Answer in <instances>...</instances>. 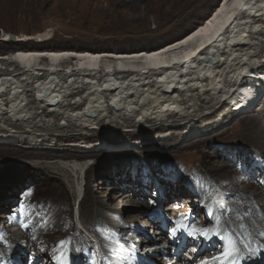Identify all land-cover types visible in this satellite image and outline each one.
<instances>
[{
  "label": "bare ground",
  "instance_id": "bare-ground-1",
  "mask_svg": "<svg viewBox=\"0 0 264 264\" xmlns=\"http://www.w3.org/2000/svg\"><path fill=\"white\" fill-rule=\"evenodd\" d=\"M20 48L0 56V68L8 65L4 70L0 69V144H4L0 147V159H41V165L37 168L42 173H50V168L56 170L49 175L54 181L52 189L59 190L60 194L65 191L62 176L71 175L59 161L82 162L85 161V155L79 153L83 151L86 156L89 153L97 156L131 146L127 141L118 144L110 142L107 137L111 133L104 134L95 130L99 125L108 124L121 129L126 127V131L132 132L123 135L137 139H145L147 133L160 130L158 138L163 140L172 136L173 133L169 135V131L180 126L183 120L187 124L183 130L185 142L188 136L192 138L222 123L229 116H236L249 108L251 110L264 96V0H222L214 12L190 33L158 48L147 46L131 52H109L94 48ZM228 104L232 107V114L226 113L221 121V118L215 119L216 114ZM54 119L61 121L56 124ZM210 119L213 120L210 122ZM206 121L209 122L204 125ZM200 122L201 125H198ZM62 123L67 124L66 129H59ZM263 123L264 109H261L251 115L244 126L247 140L252 139L257 143L262 158ZM53 127L62 133L55 136L51 132ZM74 128H80L82 132L74 133ZM136 128L143 130L138 132ZM94 136L100 139L89 142ZM67 141L79 144L70 145ZM252 147L249 150H253ZM206 154L208 156V152ZM262 158L250 168L251 174L236 173L227 163L212 161L209 157L206 159L211 163L207 167L210 179L222 186L229 184L228 191L232 200L229 204L228 196L219 195L217 191L207 195L204 199H213L209 207L214 210V214L200 222V229L206 228L210 232L212 218L222 212L227 204L229 213L221 214L217 224L223 226V236L233 233V228H228L225 221L235 216L234 210L251 209L254 218L258 223L261 222L259 217L264 214V189L255 185L256 176H260L261 172L255 174L254 170L261 165ZM87 172L88 182L80 204V221L97 238L105 264H149L143 260L128 261L124 253L130 251L118 246L120 242L139 249L157 247L153 253L159 256V263H164L176 245L166 238L165 225L158 219L151 223L143 221L142 213L127 215V221L141 222V225L144 222L149 228L147 234L150 229H153V234L162 230L160 238H151L141 236L145 234L144 231H138L136 227L117 220L119 213L116 205L128 199L129 194L119 187L109 193L104 192V186L93 187L91 171ZM209 182L208 179H201V185L206 190L210 187ZM128 202L139 205L138 208L144 214L146 203L132 199ZM180 205L175 204L171 209ZM56 211L54 206L45 212L37 208L27 220H17L21 225L20 232L9 230L4 233L0 230V234L5 236L0 239V264H10L9 261L13 259L16 261L13 264L25 263L24 255L20 261L12 251L20 243L26 244V250L34 253L39 250L58 252L54 261L56 263L59 260L78 261L81 255L93 256L92 246L82 233L76 236L72 232L63 234L56 230L62 216L66 217L69 213L68 208L60 213ZM52 213L56 215L54 220L40 227L42 221ZM181 215L176 216V223L172 224L174 228L171 226L177 232L182 227L191 232L198 226L195 224L198 220L196 216L191 217L190 223H183ZM144 220H147L146 217ZM196 235L204 238L200 233ZM231 238L236 241V247L242 249L235 262L244 259L246 264H264V248L260 247L264 245V237L253 231L248 237L232 235ZM179 239L181 245L178 251L192 244L186 237ZM107 240H111L112 244ZM136 242L140 243L136 245ZM198 242H201L200 239ZM245 244L248 248L244 247ZM223 245L226 243H222L219 250L223 251ZM110 247L123 258L115 257ZM200 252L211 253L202 245ZM230 262L233 261L229 259L223 264ZM89 264H96V260L91 258ZM150 264L154 262L151 260ZM211 264H222V261L216 260Z\"/></svg>",
  "mask_w": 264,
  "mask_h": 264
},
{
  "label": "rangeland",
  "instance_id": "rangeland-1",
  "mask_svg": "<svg viewBox=\"0 0 264 264\" xmlns=\"http://www.w3.org/2000/svg\"><path fill=\"white\" fill-rule=\"evenodd\" d=\"M217 4V0H0V56L22 49L20 47L30 48L23 50H47L51 47L77 50L94 48L109 52H131L147 46L158 48L190 33L208 17ZM6 66L8 67V65L2 66V70ZM260 99L251 110L249 108V110L237 113L236 116H229L222 123L219 122L192 138L187 135L188 139L186 138L185 142H183L185 138L183 130L187 124L183 120L180 126L169 131V135L173 133V137L169 136L163 140L158 138L160 130L147 133L145 139H137L123 135L132 132L126 131L128 130L126 127L122 129L118 126L110 127L105 122L106 126L99 125L95 130L104 134L111 133L112 135L107 137L110 142L118 144L127 141L131 146L128 144L127 148L108 151L97 156L92 153L86 156L83 151L79 153L85 155V161L82 162L59 161V164L66 167L71 175L70 177L62 176L65 191L61 194L59 190L52 189L54 181L50 175L56 170L50 168V173L48 171L42 173L43 171L37 168L41 165V159L29 157L0 159L1 231L4 233L9 230L20 232L21 225L17 220H27V217L32 216L37 208L45 212L50 206H54L58 213L68 208L69 216H62L56 230L62 231L63 234L72 232L76 236L82 233L93 250V256L92 254L88 257L81 255L78 261L61 262L59 260L56 263L54 261L58 257V252L47 253L39 250L34 253L26 250V244L20 243L13 248L14 255H18L20 261L24 255V264H89L91 258L96 260V264H105V259L100 254L97 238L87 231L80 221V204L87 187V171L90 170L93 187L104 186L103 190L107 193L119 187L129 194L128 199L116 205L117 213H119L117 220L136 227L138 231H144L145 234L141 236L147 235L151 238H160L162 230H157V233L153 234V229H150V233L147 234L149 228L144 222L141 225V222L129 219L127 221V215L142 213L143 221L151 223L158 219L162 225H165L166 238L176 245L172 249V254L168 255L162 264H183L184 262L201 264L204 260L200 258L204 252L199 251L198 253L199 246L204 245L206 249L215 250L222 243L227 244V239L220 241L224 228L217 224L221 214L229 213L228 204L223 207L222 212H218V215L212 218V229L204 235V238H199L202 244L201 242L195 243L196 236L194 238L193 235H189L190 232L187 229L184 230L183 227L178 232L173 231L172 224L176 223V216L182 214L183 223H190L191 217L196 216L198 220L195 224L199 227L200 222L206 216L211 217L214 214L213 209L210 213L209 210L201 207L203 197L206 194H213L217 191V187H219L217 192L222 191V195L228 196L227 202L230 204L232 196L228 191L229 184L222 186L210 179L207 167H210L211 163L206 159L209 157L212 161L227 163L236 173L251 174L250 168H253L254 163L262 157L257 143L251 138L247 140L248 136L244 126L251 115L264 109V96ZM226 113L232 114L230 104L222 108L216 114L215 119L223 120ZM212 120L210 119V122ZM54 121L59 124L61 120L54 119ZM208 122H204V125ZM66 128L67 124H60L59 129ZM147 128L150 127L147 126ZM136 130L141 132L143 128H136ZM72 131L82 132L80 128H74ZM51 132L55 136L62 133L55 127ZM113 133L117 135L113 136ZM98 139H100L99 136H94L89 142H97ZM66 143L79 144L75 141ZM3 146L4 144H0V147ZM251 147L253 150H249ZM206 152L208 156L207 154L205 156ZM262 160L264 162V158ZM263 162L259 164L257 170H254L255 174L261 172L260 176H256L258 179L255 185L258 187L261 186L259 181L264 180ZM203 178L210 180L208 190L201 185ZM129 199L146 203V207L143 204L144 214L138 208L139 205L135 206L132 202H128ZM152 199H155V204L149 203ZM212 201L213 199L209 198L208 202ZM178 203L181 204L180 207L171 209ZM252 212L254 213L253 210ZM55 216V213L48 215L40 227L48 225ZM144 217L147 220H144ZM150 217L153 219L151 220ZM217 232L220 236H217ZM209 233L211 236L216 235L212 243L208 240L210 239L208 238ZM0 237L5 238L1 234ZM180 237H186L188 241H192V244L178 251L177 248L181 245ZM107 241L112 244L111 240ZM139 243L136 242V245ZM166 243L163 244L166 245ZM117 244L130 251L124 253L128 256V261L143 260L150 264L152 260L154 264H161L159 260L157 261L159 256L153 253L157 247L139 249L122 242ZM145 246L149 245L145 244ZM110 250L114 251L115 257H121L114 248L110 247ZM135 255L138 257L136 258ZM15 262V259L9 261L10 264ZM230 264H246V261L239 259Z\"/></svg>",
  "mask_w": 264,
  "mask_h": 264
},
{
  "label": "snow or ice",
  "instance_id": "snow-or-ice-1",
  "mask_svg": "<svg viewBox=\"0 0 264 264\" xmlns=\"http://www.w3.org/2000/svg\"><path fill=\"white\" fill-rule=\"evenodd\" d=\"M217 2H219V0H217ZM209 23H211V21H209ZM200 31H205V29H200ZM189 39H191V37H189ZM181 43L184 42L182 41ZM152 55H157V54L152 53ZM259 183L261 187H264V180H260ZM149 203L155 204L156 201L155 199H152L149 200ZM234 211H235V216L225 221V224L228 228H233V233L225 237V236H220V233L217 232V236H220L221 242L227 239V244L223 245V251L220 253V255L213 257L214 260L222 261V264L224 261H228L229 259L235 262V260L240 254V248L236 247V241L231 238L232 235L248 237L252 235L253 231H255L259 236L264 237V214L260 215L259 219L261 222L258 223L257 219L254 218L255 214L252 212L251 209H248L246 211H238V210H234ZM173 231H175V229H173ZM208 231L209 230L206 228L203 229L193 228L189 233V235L194 236L197 233L206 235ZM0 239H3V237H0ZM244 247L248 248V245L245 244ZM260 247L264 248V245H261ZM201 264H205V262L201 261Z\"/></svg>",
  "mask_w": 264,
  "mask_h": 264
},
{
  "label": "water",
  "instance_id": "water-1",
  "mask_svg": "<svg viewBox=\"0 0 264 264\" xmlns=\"http://www.w3.org/2000/svg\"><path fill=\"white\" fill-rule=\"evenodd\" d=\"M222 2V0H219V4ZM217 8V5L211 10V12L209 13V16L214 12V10ZM208 16V17H209ZM12 38H14V36L13 35H10Z\"/></svg>",
  "mask_w": 264,
  "mask_h": 264
}]
</instances>
